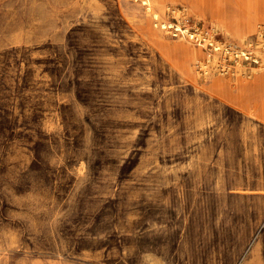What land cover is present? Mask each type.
<instances>
[{"label": "rangeland", "instance_id": "374dc122", "mask_svg": "<svg viewBox=\"0 0 264 264\" xmlns=\"http://www.w3.org/2000/svg\"><path fill=\"white\" fill-rule=\"evenodd\" d=\"M152 3L0 0V264H264V0Z\"/></svg>", "mask_w": 264, "mask_h": 264}, {"label": "bare ground", "instance_id": "6f19581e", "mask_svg": "<svg viewBox=\"0 0 264 264\" xmlns=\"http://www.w3.org/2000/svg\"><path fill=\"white\" fill-rule=\"evenodd\" d=\"M256 1V0H255ZM258 1V0H257ZM140 2H141V4H143V5H146L147 7H146V11H147V13H150L151 14V18L152 19H155V20H159V14L155 11V8L153 7V3H152V0H140ZM211 2H213V1H211ZM252 3H253V1H252ZM262 9V8H261ZM240 11L237 13L238 14V16H235V17H231V16H234V14H236L235 12H233V13H228L227 15H226V18H228V20H227V22L224 24V25H220V27L222 28L221 30H222V32L225 34V35H227L228 33H234L235 35H236V37H237V39L241 42L240 44L241 45H243V44H245L246 43V40H247V37H246V34L248 33V31H251L250 30V28L253 26L251 23H250V21H249V13H248V11H247V9H245V10H241V8L239 9ZM219 13V12H218ZM232 18V19H231ZM231 19V20H230ZM159 25L161 26V28L162 29H166L167 31H168V29H171V27L168 25V22L167 21H162V22H160L159 23ZM170 32V31H169ZM180 36H182V37H184V38H187L188 40H190V38H197L196 40H195V42L196 41H198L199 40V34H197L196 33V35L195 34H192V33H190L187 29H185L184 31H183V33H178ZM201 38V37H200ZM194 41V40H193ZM204 42H211L210 40H205L204 39ZM200 43V42H199ZM199 43H197V45H199ZM196 45V44H195ZM227 46V45H226ZM186 47H189L187 44H186ZM213 48V50L215 51V52H217V51H219L220 50V46L217 44V43H215L213 46H212ZM192 49H195V48H192ZM223 50H225V48L223 49ZM227 50V49H226ZM241 49H239L238 51H240ZM195 51L197 52V53H202L201 52V50H199V49H195ZM237 57L239 58V57H241V58H243V57H245V55L243 54H241L240 55V53H238L237 54ZM261 57H262V60H261V66L262 67H264V56H262L261 55ZM209 58V57H208ZM248 58V57H247ZM246 59V58H245ZM240 59H238L237 61H236V67H235V69L234 70H236L237 72H239L240 73V75H243L244 77H246L245 76V73H243V70H244V68H243V66H242V61H240ZM255 61V60H254ZM200 67H203V68H205L206 66H205V64H201L200 65ZM206 70V69H205ZM260 75H262V76H264V72H261V74ZM219 79V78H218ZM243 80H245V78H243ZM219 82H220V80H219ZM219 82H218V80H215V82H214V85L217 87V88H220L219 86H220V84H219ZM222 85V84H221ZM221 97V96H220ZM221 99V98H220ZM262 119V118H261ZM262 120H264V119H262Z\"/></svg>", "mask_w": 264, "mask_h": 264}]
</instances>
